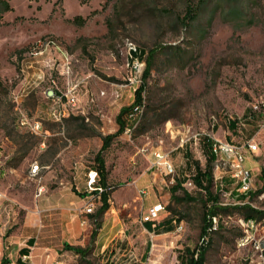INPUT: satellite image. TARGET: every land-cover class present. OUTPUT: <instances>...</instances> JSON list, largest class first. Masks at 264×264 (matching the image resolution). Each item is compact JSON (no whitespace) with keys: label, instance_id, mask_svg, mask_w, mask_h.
<instances>
[{"label":"rangeland","instance_id":"374dc122","mask_svg":"<svg viewBox=\"0 0 264 264\" xmlns=\"http://www.w3.org/2000/svg\"><path fill=\"white\" fill-rule=\"evenodd\" d=\"M9 2L12 9L0 21V191L12 205L5 202L0 210V262L27 264L21 256L29 248L35 264H183L185 248L201 243L203 202L173 199L176 182L151 167L140 149L169 152L176 181L189 182L177 196L190 190L200 198L191 175L197 160L206 167L203 139L210 136L257 141L260 148L246 151L252 189L245 199L224 174L225 162L215 161L216 190L229 214L217 215L222 228L211 237L206 264H264V218L247 226L244 210L235 207L248 202L264 210V0ZM190 8L199 11L195 18ZM76 16L82 18L72 21ZM49 39L61 51L30 56L34 44ZM134 47L156 55L146 79L147 62L132 60ZM143 79L137 128L131 137L117 136L105 154L110 208L97 219L102 201L92 193L89 172L103 137L117 131L116 117L134 104ZM50 89L61 99L48 98ZM71 93L76 106L68 101ZM54 110L64 117L55 119ZM23 113L40 121L41 132L21 123ZM89 202L94 212L86 215ZM159 202L166 209L148 230L143 215ZM97 220L102 226L93 235ZM169 220L173 229L164 231ZM244 235L250 241L240 245Z\"/></svg>","mask_w":264,"mask_h":264},{"label":"trees","instance_id":"16d2710c","mask_svg":"<svg viewBox=\"0 0 264 264\" xmlns=\"http://www.w3.org/2000/svg\"><path fill=\"white\" fill-rule=\"evenodd\" d=\"M11 9L12 6L10 5L9 0H0V21L3 17V13ZM198 12L199 11L190 8V10L188 11L189 17L195 18L198 15ZM80 18L82 17L76 16L74 19H72V21L76 22ZM130 53L133 61L135 59H138L147 62L144 73V78L146 79V77L150 75L152 66L154 64V59L156 56L154 50L148 53L146 49L137 47L136 50L132 49ZM145 88H146V81L143 79L142 84L136 90V100L134 103L143 102V92ZM131 107L130 108L123 107L120 110V112L116 117L119 126L117 131L114 133H109L103 137L102 146L94 157L95 164L93 167L98 171L99 176H98L96 188L92 191V193H95L96 197H100L102 201V205L99 207L97 211V219H102L103 215L110 208V190H109V182H108L109 170L106 163L105 154L110 148L113 140L117 136L123 133L124 128L127 124L126 116L130 112ZM231 125L234 126L235 122L231 121ZM214 144L215 141L213 137L210 136L204 137L203 147L207 156L206 167L203 168L200 162L197 160L195 162V173L191 175L193 178V183L195 184V188L198 189L201 193L200 198L198 195H195L190 190H185L184 196H177L176 193L178 189L182 187L184 183L182 180H177L171 189V194L173 199H176L178 201H202L204 205V215H203L204 224L201 228V237H202L201 243L197 245L195 248H190V247L185 248V250L180 254L181 262L183 264H206L207 262L206 253L211 242V237L214 233L218 232L222 228V224H221L218 230L210 229L212 223V217L215 215H219L221 213L226 215L229 214L227 212L229 208H225L223 205L220 204L222 191L220 188L216 190V186H215L214 164L217 159V154L213 150ZM187 154H189V152H187ZM226 177H225V181H226ZM214 189L216 191H214ZM246 197H247L246 194L242 195L243 199H245ZM235 207L244 210V215L242 216H244L245 219L254 218L260 220L261 218H264V210H259L254 206H252L251 204H249L248 202H245L244 204H237ZM169 221L171 222V224L168 225L164 231H170L173 229L172 220ZM174 221H177V219L175 218ZM144 225L148 230H155L154 227L157 226V225L153 226L152 222L150 221L145 222ZM101 226H102L101 220H97L96 229L93 231V235H96L97 229L100 228ZM34 242H35L34 238H31L29 240L30 244H33ZM66 247L68 249L77 252L78 254L86 253L85 248L75 247L69 244H66ZM22 251H24V254H28L30 252L29 248H23ZM147 256H148V251L145 254V258ZM0 264H6L4 258L2 259Z\"/></svg>","mask_w":264,"mask_h":264},{"label":"built area","instance_id":"2783aa9c","mask_svg":"<svg viewBox=\"0 0 264 264\" xmlns=\"http://www.w3.org/2000/svg\"><path fill=\"white\" fill-rule=\"evenodd\" d=\"M57 45L56 40L49 39L46 41H39L36 44H34L29 52L30 56L35 54H44L47 50L53 48V46ZM67 61V60H66ZM68 62V61H67ZM70 66L67 65V70H64V74L68 73L70 70ZM48 98L53 99H61V96H58L54 89H50L47 92ZM68 101L73 106H76L78 104V98L74 93H71L68 95ZM144 112V101L143 102H137L134 103L130 109V112L126 116L127 124L124 128L123 134L127 136H132L135 129L138 126V123L140 121L141 116ZM55 119L61 120L63 116L65 115L62 110H60V114H52ZM21 123L23 125L30 126L33 130L36 132H41V123L40 121H31L29 116L25 113L21 115ZM215 141V147H217V152L219 154L220 160L224 161L225 164L228 166V170L224 174H232V179L235 181L239 189L250 191L252 189V172L251 169L246 165V159L247 154L246 151L249 150L250 152H256L259 150L260 145L257 141H248L246 144H236L229 141H223L218 140L214 138ZM140 152H143L145 154H148L151 158V167L161 170L165 175H167L170 178V181L172 183L176 182V176L178 174V170L176 168V165L173 161V159L170 156L169 152H166L158 147H152L151 149L144 146L140 149ZM36 166H33L32 172H34V168ZM214 175L215 168H214ZM98 171L96 169H92L89 172V184L91 185V188L95 189L96 186L94 184L97 183L98 180ZM187 186H189V182L187 179L183 183ZM93 185V187H92ZM44 191L43 187H40L38 190V194H42ZM144 191V190H143ZM145 192V191H144ZM264 198V190L259 194ZM100 198V197H98ZM5 202L7 203V206L12 205V199L5 195L3 192L0 191V210L2 204ZM94 203L89 202L87 203L84 208L82 209V213H85L86 215L92 214L94 212ZM166 209V206L162 203H155L152 206H150L146 212L145 215H143V222L150 221L152 222L153 226L157 225V220L160 218V214L163 210ZM5 210H8L5 208ZM213 220V217H212ZM247 226L253 227L256 222H250V221H244ZM89 222L88 218H83L81 220V223L87 224ZM176 222V221H175ZM212 229V223L210 226ZM178 229H183V222L180 221L178 225ZM250 241L249 235H244L243 239H239L240 245H245ZM260 247V246H258ZM22 260L25 261L27 264H35L32 260V252H29L28 254H23Z\"/></svg>","mask_w":264,"mask_h":264},{"label":"bare ground","instance_id":"6f19581e","mask_svg":"<svg viewBox=\"0 0 264 264\" xmlns=\"http://www.w3.org/2000/svg\"><path fill=\"white\" fill-rule=\"evenodd\" d=\"M56 48L57 50H59V51H61V48H60V46L57 44V45H55V46H53V48ZM134 50H136V47H134L133 48ZM41 55H43V54H35V55H32L33 57H39V56H41ZM68 59V57L66 56V60ZM53 114H60V110H54L53 111ZM213 150H214V152L217 154V159H216V161L217 162H219L220 161V158H219V154H218V152H217V147H215V144L213 145ZM36 167L34 168V172L35 171H37L38 170V168H39V165L38 164H36L35 165ZM223 176V175H222ZM231 176H232V174H231ZM224 177V176H223ZM193 182V181H192ZM240 191H241V193L243 194V193H247L248 191H246V190H242V189H240ZM261 196V195H260ZM262 197V196H261ZM263 198V197H262ZM235 200V199H234ZM222 201V200H221ZM236 201V200H235ZM245 201V200H244ZM238 203V202H237ZM222 205V204H221ZM225 207V206H224ZM248 221H250V222H255V219L254 218H250ZM258 221V220H257ZM219 222H220V220L218 221V217H217V215H215V216H213V220H212V229L211 230H216V229H218V227H219Z\"/></svg>","mask_w":264,"mask_h":264},{"label":"crops","instance_id":"0c3cea01","mask_svg":"<svg viewBox=\"0 0 264 264\" xmlns=\"http://www.w3.org/2000/svg\"><path fill=\"white\" fill-rule=\"evenodd\" d=\"M52 114H53V111H52ZM63 117H64V116H63ZM35 165H36V164H35ZM35 165H34V166H35ZM36 172H37V171H36ZM152 205H153V204H152ZM152 205H151V206H152Z\"/></svg>","mask_w":264,"mask_h":264}]
</instances>
